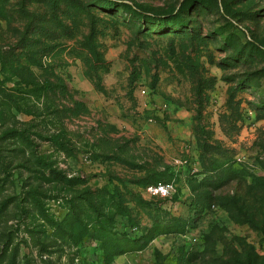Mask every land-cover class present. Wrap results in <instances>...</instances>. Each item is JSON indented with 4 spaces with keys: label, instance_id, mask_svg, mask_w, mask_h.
Returning <instances> with one entry per match:
<instances>
[{
    "label": "rangeland",
    "instance_id": "374dc122",
    "mask_svg": "<svg viewBox=\"0 0 264 264\" xmlns=\"http://www.w3.org/2000/svg\"><path fill=\"white\" fill-rule=\"evenodd\" d=\"M0 264H264V0H0Z\"/></svg>",
    "mask_w": 264,
    "mask_h": 264
},
{
    "label": "built area",
    "instance_id": "2783aa9c",
    "mask_svg": "<svg viewBox=\"0 0 264 264\" xmlns=\"http://www.w3.org/2000/svg\"><path fill=\"white\" fill-rule=\"evenodd\" d=\"M140 93L145 94V90L141 89ZM144 193L150 197L168 198L175 192V184L173 181H164L158 183H151L144 187Z\"/></svg>",
    "mask_w": 264,
    "mask_h": 264
},
{
    "label": "trees",
    "instance_id": "16d2710c",
    "mask_svg": "<svg viewBox=\"0 0 264 264\" xmlns=\"http://www.w3.org/2000/svg\"><path fill=\"white\" fill-rule=\"evenodd\" d=\"M13 133V132H12ZM56 142V141H55ZM56 145V144H55ZM169 181V180H168ZM162 182H164V181H162ZM156 183H158V182H156ZM149 184H151V183H149ZM154 184V183H153ZM148 185V184H147ZM146 186V185H145ZM167 234H175V233H167ZM158 235V234H157ZM157 235H154L151 239H153L155 236H157Z\"/></svg>",
    "mask_w": 264,
    "mask_h": 264
},
{
    "label": "crops",
    "instance_id": "0c3cea01",
    "mask_svg": "<svg viewBox=\"0 0 264 264\" xmlns=\"http://www.w3.org/2000/svg\"><path fill=\"white\" fill-rule=\"evenodd\" d=\"M164 235H169V234H164ZM182 235H183V234H182ZM155 237H157V236H155ZM155 237H154V238H155ZM154 238H153V239H154Z\"/></svg>",
    "mask_w": 264,
    "mask_h": 264
}]
</instances>
